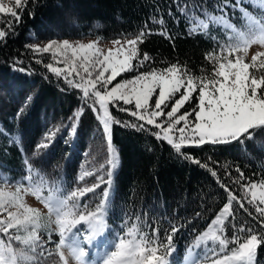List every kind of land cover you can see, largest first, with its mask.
<instances>
[{"label":"trees","instance_id":"obj_1","mask_svg":"<svg viewBox=\"0 0 264 264\" xmlns=\"http://www.w3.org/2000/svg\"><path fill=\"white\" fill-rule=\"evenodd\" d=\"M177 3L189 6L192 11L202 6L219 16L222 12L218 6L224 0H30L20 22L15 24L14 34L0 41V130L7 133L0 134V177L9 178L7 183L16 185L24 174V161L28 159L33 165V176L43 183L42 195L62 198L63 194L82 186L77 183L78 176L93 172L108 179L107 173L111 171L110 204L105 217L108 228L97 236L103 238L104 233L115 239L117 234L125 235L135 224L149 238L151 229L158 227L160 240L166 244V232H170L172 226L183 225L173 236L175 251L169 258L171 264H179L185 249L207 230L226 202V193L217 178L157 139L152 135L157 130L151 126H146V130L112 126V145L118 153V166L111 170L107 163L110 158L107 142L93 112L86 108L77 122L75 134H68L69 118L81 106L80 93L66 88L62 80L44 67L54 63L50 53H34L28 46L63 37H134L146 25L152 34L146 35L138 47L141 54L146 52L153 60L140 71L150 67L163 69L178 62L194 76H210L213 64L206 55L219 50L218 42H222V35L227 33L221 25L209 24L207 35L202 32L190 35V25L177 11ZM243 7L253 14L259 9L257 0H243ZM169 11L172 16L168 15ZM224 11L234 25L246 20L239 10L226 7ZM195 15L205 18L200 11H195ZM153 17L162 18L165 24L153 23ZM162 30H166L171 39L159 34ZM17 60L22 63L15 64ZM14 67H22L25 71H15ZM134 73H126L123 77ZM29 95L31 102L24 108L23 115L17 117V110ZM195 103L194 95L189 104ZM112 115L121 121L138 123L125 112L112 109ZM55 128L60 130L51 146L33 156L36 145ZM182 151L186 157L207 163L218 173L220 182L233 188L238 196L242 197L240 188L225 175L223 165H228L227 171L233 178L238 175L235 169L239 167L252 181H264V136H258L256 143H248L246 149L206 144L184 147ZM85 181L91 184L95 176H86ZM7 183L0 179V184ZM103 188L102 185L97 189L96 195H87L91 207L100 203ZM245 207L255 215L252 206L245 204ZM233 211L238 221H247L259 230L258 222L235 202ZM196 213H200L199 217ZM42 222L47 225L42 227L47 236L51 232L52 241L58 243L59 234L52 231L54 226L49 224L48 216H42ZM226 225L225 235L231 239V224L226 221ZM0 238L7 242L6 237L0 235ZM49 245V249L55 248V243ZM14 247L19 246L14 244ZM201 247L200 250L205 245ZM207 247L218 249L219 245L208 241ZM232 247L234 245L230 244L229 249ZM215 258L218 257L209 253L207 260ZM36 264H59V261L55 256L38 257ZM255 264H264V245L257 250Z\"/></svg>","mask_w":264,"mask_h":264},{"label":"snow or ice","instance_id":"obj_2","mask_svg":"<svg viewBox=\"0 0 264 264\" xmlns=\"http://www.w3.org/2000/svg\"><path fill=\"white\" fill-rule=\"evenodd\" d=\"M29 2L10 0L12 6H7L0 0V17H9L7 20L0 19V24L4 25L0 27V41L14 34L15 24L20 22ZM261 3L264 4V0ZM226 7L239 10L247 19L245 31L237 29L230 22L228 13L224 11ZM218 8L222 15H213L206 8L197 6L195 11H200L205 17L201 19L189 6L177 3V11L190 25V35L197 32L207 35L209 24L221 25L228 33L229 42H218L219 50L206 55V59L213 64L210 76H194L178 62L163 69L150 67L140 71V68L153 60L148 53L141 54L138 47L146 35L152 34L146 25L133 38H126L124 43L119 39L114 40L116 47L106 52L98 46V41L74 44L67 39H53L43 47H28L34 53H50L56 66L50 62L44 67L62 80L66 88L80 93L81 106L69 118L68 134H75L77 122L86 108L93 112L107 142L110 154L107 163L111 170L118 166V153L112 145V126L121 125L139 130L151 126L157 130L152 132L157 139L165 141L178 155L191 159L217 178V183L226 193V202L207 230L196 237L194 247L200 248L202 243L205 245L201 250V258H208L209 253L212 257H218L212 259V264H255L257 250L264 245V181H252L245 177L239 167L235 169L238 175L233 178L231 172L227 171L228 165H223L225 175L232 180L233 185L240 188L242 197L238 196L233 188L220 182L218 173L209 168L207 163L202 164L199 159L186 157L182 151L184 147L206 144L246 149L248 143H256L258 136H264V51H257L250 60H245L251 45L264 46V23L248 13L243 7V0H235L234 3L224 0ZM168 15L172 16L173 13L169 11ZM153 23L163 26L165 21L153 17ZM159 34L171 39L166 30ZM14 63L20 64L22 61ZM14 70L25 71L22 67H14ZM133 72L135 75L130 79L123 78L124 74ZM194 95L195 106L185 107ZM31 100V95L25 97L17 110V117L23 115L24 108ZM112 109L128 113L138 123L116 119ZM59 130H49L36 145L33 156L50 147ZM0 134L7 135L3 130H0ZM24 164V174L16 181L14 191L0 187V235L7 239L5 242V239L0 238V264H36L38 257L54 256L58 258L59 264H69V257L63 251L65 247L70 249L78 264H171L169 258L175 251L173 236L183 225L172 226L171 231L166 232L165 244L160 240L158 227L151 229L152 236L149 238L147 233H141L133 224L125 235H116L109 250L95 260L90 257L87 245L93 244V238L108 228L105 217L110 204L111 171L107 173L108 179L103 175L86 172L77 178V183H82V186L73 188L63 194L62 198H54L52 195H42L43 183L37 182L33 176V165L28 159H25ZM103 168L104 165H101ZM86 176H95V181L87 183ZM0 179L7 183L9 178ZM102 185L104 188L100 203L91 207L86 197L90 193L96 195ZM29 193L47 207L49 224L55 225L52 231L59 234L58 243L52 241L51 232L47 241L38 234V230L47 225L42 222L41 211L24 202V195ZM234 202L258 222L259 230L248 225L247 221L237 220L233 211ZM245 204L254 208L255 215L248 211ZM196 215L199 217L200 213ZM53 216L54 220L51 219ZM226 221L231 224L233 231L231 239L225 235ZM81 225L86 227H78ZM81 240L86 241L87 245L81 247ZM208 241L218 244L219 248L207 247ZM50 243H55V248L49 249L47 245ZM14 244L19 247H14ZM230 244L234 247L229 249ZM192 264H199V260Z\"/></svg>","mask_w":264,"mask_h":264},{"label":"rangeland","instance_id":"obj_3","mask_svg":"<svg viewBox=\"0 0 264 264\" xmlns=\"http://www.w3.org/2000/svg\"><path fill=\"white\" fill-rule=\"evenodd\" d=\"M3 2L7 6H12L11 3H10V0H3ZM259 5L264 7V4H262L261 1L259 2ZM262 18H263L262 23H264V15L262 16ZM126 38H133V37H116V38H111V39H101V38H99L97 36H80V37H63V38H57V39H54V40L62 41L64 39H67L71 43H74V44L76 42L87 44V43L92 42V41H98V46L106 52L109 48H115L116 47V45L113 44L114 40L119 39V40H121L122 43H124ZM49 41L50 40L37 41V42L34 43V45H40L41 47H43V46L47 45ZM257 51H264V46H261L259 44L251 45V47L249 48V51H248V56L245 57V60L246 61L250 60L251 56L253 54H255V52H257ZM54 66H56V65L54 64ZM60 66L63 67V65H60ZM133 75H135V73ZM131 77H132V75H127L126 77H123V78L130 79ZM193 106H195V104H188L185 107L190 108V107H193ZM0 187H3L6 191H14L16 185L7 183V184H0ZM24 202L29 207L39 209L41 211L42 216H45V215L48 216L47 208L43 204H40L38 201H36L35 196H32L31 194L24 195ZM51 219H53V217ZM51 225L54 226V228H55L54 224H51ZM38 234L41 236V238L43 240L47 241L48 236H46V233H44V230L42 228L38 230ZM48 246H50V245L48 244L47 247ZM63 251H64L65 256L69 257V264H76L74 262V257H72L71 252H69L66 247L63 249Z\"/></svg>","mask_w":264,"mask_h":264}]
</instances>
